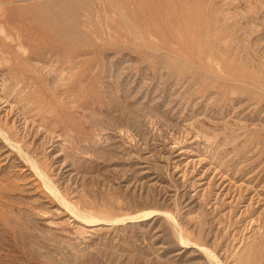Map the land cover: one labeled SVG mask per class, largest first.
Returning a JSON list of instances; mask_svg holds the SVG:
<instances>
[{
    "label": "rangeland",
    "instance_id": "rangeland-1",
    "mask_svg": "<svg viewBox=\"0 0 264 264\" xmlns=\"http://www.w3.org/2000/svg\"><path fill=\"white\" fill-rule=\"evenodd\" d=\"M0 264H264V0L0 2Z\"/></svg>",
    "mask_w": 264,
    "mask_h": 264
},
{
    "label": "bare ground",
    "instance_id": "bare-ground-1",
    "mask_svg": "<svg viewBox=\"0 0 264 264\" xmlns=\"http://www.w3.org/2000/svg\"><path fill=\"white\" fill-rule=\"evenodd\" d=\"M5 0H0L1 3H3Z\"/></svg>",
    "mask_w": 264,
    "mask_h": 264
}]
</instances>
